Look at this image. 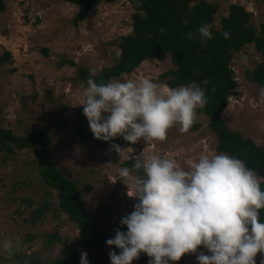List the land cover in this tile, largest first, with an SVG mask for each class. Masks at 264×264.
Listing matches in <instances>:
<instances>
[{
  "label": "rangeland",
  "instance_id": "rangeland-1",
  "mask_svg": "<svg viewBox=\"0 0 264 264\" xmlns=\"http://www.w3.org/2000/svg\"><path fill=\"white\" fill-rule=\"evenodd\" d=\"M197 1L191 0V4ZM205 1L217 5L209 25L215 29L231 3L240 4L251 13L249 23L254 27L264 22L262 0ZM76 11L77 7L65 0H4V10L0 12V55L9 51L11 61L0 64V126L14 134L22 135L27 130L49 134L50 156L62 175L76 184L84 207L101 219L108 208V220L113 223L121 213H131L138 202L127 194V185L120 180L124 160H144L157 154L189 170L201 154L222 152L215 149L216 139L207 127L206 117L198 113L187 131H181L177 123L168 129L165 140L146 142L141 138L133 145H120V153L93 134L80 140L70 123L77 110L85 123L84 132L91 130L83 105L79 104L87 86L77 79L75 66L96 72L110 65L112 54L118 53V37L130 31L133 10L125 0L101 2L74 25L71 18ZM259 61L252 43L232 55L229 65L235 85L220 116L231 130L264 147V96L259 86L244 78V70ZM173 68L168 56L149 58L130 73L110 81L149 78L161 92H167L171 88L162 83L166 79L163 73ZM60 121H65L66 126L55 134ZM34 148L16 150L4 159L0 151V241L21 239L19 250L10 258L0 249V264H29L31 258L41 263L49 261L59 256L61 244L46 243L48 234L56 232L69 241L78 236L75 224L57 207L56 191L46 186L38 174ZM43 202L47 204L46 212L30 223V210ZM106 237L109 238L107 234ZM201 251L210 254L201 245L195 253H186L179 261L170 260L168 264H198L196 257ZM262 258L258 252L256 264Z\"/></svg>",
  "mask_w": 264,
  "mask_h": 264
},
{
  "label": "clouds",
  "instance_id": "clouds-1",
  "mask_svg": "<svg viewBox=\"0 0 264 264\" xmlns=\"http://www.w3.org/2000/svg\"><path fill=\"white\" fill-rule=\"evenodd\" d=\"M198 33L201 42L213 38L207 23L199 26ZM222 35L230 38L227 32ZM195 36L186 34L187 39ZM95 75L90 71L79 104L96 139L122 136L133 144L141 138L163 141L177 123L187 131L196 110L207 103L201 87L207 80L161 92L149 78L97 83ZM260 94L264 96V88ZM113 148L120 153L119 145ZM119 177L127 185V194L138 202L120 220L127 231L116 228L115 236L106 240L120 249L109 251L111 264H132L141 252L150 257L148 264H168L195 253L201 245L210 254L201 251L198 264H256L257 253L264 256V222L259 218L264 209V179L242 160L223 153L201 154L184 170L174 160L151 154L136 159L132 168H121ZM20 244L19 237L14 242L4 239L0 249L10 258ZM80 264H89L86 252H81Z\"/></svg>",
  "mask_w": 264,
  "mask_h": 264
},
{
  "label": "trees",
  "instance_id": "trees-1",
  "mask_svg": "<svg viewBox=\"0 0 264 264\" xmlns=\"http://www.w3.org/2000/svg\"><path fill=\"white\" fill-rule=\"evenodd\" d=\"M77 7L71 18L76 25L88 15L89 10L101 2L115 0H65ZM133 12L130 14V31L118 37L117 54H112L110 65L101 67L93 77L97 83H107L122 74L130 73L141 61L149 58L161 59L168 56L174 68L163 73L166 79L162 82L168 88H175L189 82L200 83L207 80L205 89L207 103L198 108L196 113L204 115L207 127L216 139L215 149L224 154L234 156L244 162L246 167L255 170L264 179V147L256 145L251 139L242 136L238 131L231 130L222 120L220 113L227 104L229 92L235 85L233 72L230 68L232 55L245 44L252 43L258 52L260 61L253 68L244 70V78L264 88V22L258 27L249 23L251 13L242 5L231 3L227 12L219 18L217 29L210 26L212 39L201 42L198 28L207 23L210 25L216 11V3L198 0L191 4V0H125ZM264 2V0H262ZM4 10V0H0V12ZM163 29L164 31H161ZM229 33L228 39L222 35ZM195 33L193 39H187L186 34ZM11 61L9 51L0 55V64ZM75 66L73 61L67 62ZM77 79L87 86L90 71L83 66H75ZM70 123L80 140L92 134L84 132L85 123L81 111L72 116ZM194 125V124H193ZM66 126L60 121L55 127V134ZM52 138L40 130H27L22 135L14 134L8 128L0 126V151L6 155H13L16 150L34 148L37 158V172L42 182L56 191L57 207L67 219L75 224L78 236L73 240L61 239L56 232L47 235L46 243L56 241L61 244L59 256L41 263L31 258L29 264H80L81 252L87 253L89 264H111L109 251L120 252L115 246L106 244V240L115 236V229L126 232L127 226L121 225L120 217L110 223L108 208L104 211V218L92 215L84 207L80 192L76 184L67 179L53 162L49 147ZM113 145H133L117 136L107 141ZM136 158H128L122 162L123 167L132 168ZM143 175L142 172L136 173ZM264 190V183L261 184ZM47 210L46 202L30 210L28 221L35 223ZM260 221L264 222V209L260 210ZM106 234L109 238L106 237ZM148 256L141 252L134 264H147Z\"/></svg>",
  "mask_w": 264,
  "mask_h": 264
}]
</instances>
